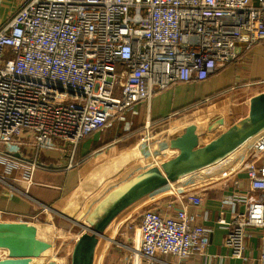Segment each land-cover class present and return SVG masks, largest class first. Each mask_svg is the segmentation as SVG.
Masks as SVG:
<instances>
[{
	"label": "built area",
	"instance_id": "2783aa9c",
	"mask_svg": "<svg viewBox=\"0 0 264 264\" xmlns=\"http://www.w3.org/2000/svg\"><path fill=\"white\" fill-rule=\"evenodd\" d=\"M263 40L264 0H23L0 25V146H31L34 156L30 161L0 147V164L21 168L28 185L45 168L37 162L43 150L74 151L108 118L137 103L148 106L176 84L207 80ZM241 150L243 193L241 179L224 170L176 196L177 209L149 208L152 200L132 242L119 243L124 264H188L209 256L212 229L188 211L201 206L208 186L226 191L216 221L226 231V257L247 259L249 229L259 228L264 264V131ZM59 260L66 264V257Z\"/></svg>",
	"mask_w": 264,
	"mask_h": 264
},
{
	"label": "crops",
	"instance_id": "0c3cea01",
	"mask_svg": "<svg viewBox=\"0 0 264 264\" xmlns=\"http://www.w3.org/2000/svg\"><path fill=\"white\" fill-rule=\"evenodd\" d=\"M14 1L21 4L23 0ZM12 3L13 0H0V25L17 10L10 13ZM263 91L264 40L207 80L176 84L155 94L148 106L144 102L137 103L133 110L126 111L120 118H108L106 126L81 139L74 151L43 150L37 162L45 168L36 169L32 174V183L28 185L21 179V168L8 169L0 164V211L4 212L0 222H18L17 217H21L25 224L21 236L0 233V261L8 259V264H40V259L56 248V231L47 229L50 219L48 215L39 213L40 205L50 207L52 218L57 216L73 223L96 214L98 217L116 192L133 177L151 165L166 161L164 152L168 150V142L181 134L187 125L195 124L201 132L213 120L222 117L225 127H229L248 114L249 99ZM0 147L15 157L33 160L31 146ZM240 152L219 163L221 165L216 164L213 171L209 170L211 174L198 172L165 187L171 186V190L178 195H185L187 191L199 190L204 178L214 179L218 173L228 170L232 179H241L243 187L240 192L243 193L246 179L244 173L238 172L247 158ZM159 190L133 204L132 211L150 205L152 200L164 201L167 193ZM230 191L231 187L228 193ZM223 192L226 191L208 186L201 206L188 207L198 222L212 229L210 245L206 250L209 256L188 264H262L258 260L262 244V229L259 228L249 229L252 237L246 241L244 256L247 259L226 257L228 252L223 247L226 231L216 222L222 210L220 199ZM163 205L161 203L158 207ZM179 206L177 203L172 208ZM204 214L207 216L205 220ZM223 216L229 220V211ZM41 224L48 227L41 229ZM62 231L65 233L67 230ZM46 232L48 236H45ZM111 234L114 237V233ZM75 240L68 248L69 255ZM97 251L96 245L95 253ZM219 256H225L222 262Z\"/></svg>",
	"mask_w": 264,
	"mask_h": 264
},
{
	"label": "water",
	"instance_id": "95a60500",
	"mask_svg": "<svg viewBox=\"0 0 264 264\" xmlns=\"http://www.w3.org/2000/svg\"><path fill=\"white\" fill-rule=\"evenodd\" d=\"M248 114L225 127L222 117L209 123L204 131L187 125L167 144L171 157L151 165L133 177L109 201L91 227L76 238L69 264H93L95 248L103 232L125 209L169 183H173L222 163L253 137L264 131V91L249 99ZM22 222H0V233L24 234ZM4 259L0 264H8Z\"/></svg>",
	"mask_w": 264,
	"mask_h": 264
},
{
	"label": "rangeland",
	"instance_id": "374dc122",
	"mask_svg": "<svg viewBox=\"0 0 264 264\" xmlns=\"http://www.w3.org/2000/svg\"><path fill=\"white\" fill-rule=\"evenodd\" d=\"M19 5L20 4H17L16 1L13 0V3L10 5V9H11L10 13H12L17 8H19ZM243 151L244 150H241L240 153H242ZM155 165H158V164H155ZM218 165H221V164H217V166ZM213 167L205 169L201 171V173L211 174L212 172L210 171H213ZM160 189L161 190L159 191H166L165 192L167 193L165 194L166 199L164 201L157 199L158 203L148 206L149 208L153 206H159L161 205V203H164L165 207H167L168 204L172 206L178 203L176 202V196H178V194L175 193L174 191L169 192V190H171V186L162 187ZM141 207L142 206H140L139 210L134 211V212L132 211L133 206L129 207L128 209H125L123 212H121L119 216L117 215V217L114 218L111 224L103 232V236L98 239L99 240L97 244L98 251L95 255L94 264H124L123 255L125 254V251L119 245V243L127 245L128 243L132 242L131 238L133 237V230H134L133 227L136 225L137 221L139 220V215L144 209ZM160 209H163V207H161ZM39 213L40 214L44 213L48 215L50 219V222L48 220L49 227L45 224H41V229H46L44 227H48L47 229H50L51 231L52 229L55 230L56 238L58 239L56 240L57 241L56 248H54L53 250H49L45 254V256L42 259H40L41 261L40 264H60V260H59L60 257H66V264H69L71 256L69 255L70 252H68L69 251L68 248L70 247L71 243L76 239L77 235L81 234L84 231L85 226H87L88 228L92 226L94 221L97 219V216H96L97 214L93 215V217L91 218L86 217L82 219L81 221H78L77 223H73L70 221L61 220L57 216H54L52 218L51 211L49 210H40ZM64 229L67 230L65 233L62 231ZM42 231L40 232V234H42ZM111 232L114 233L113 240L115 242L108 241L106 238ZM44 234L45 236H48L47 232ZM40 236H43V235H40Z\"/></svg>",
	"mask_w": 264,
	"mask_h": 264
},
{
	"label": "bare ground",
	"instance_id": "6f19581e",
	"mask_svg": "<svg viewBox=\"0 0 264 264\" xmlns=\"http://www.w3.org/2000/svg\"><path fill=\"white\" fill-rule=\"evenodd\" d=\"M207 178V177H206ZM175 187V186H174ZM170 188V187H169ZM181 189V188H180ZM170 192H172V190H170ZM137 207H139V205H136ZM136 206H134V207H136ZM142 208V207H141ZM138 210H139V208H138ZM119 216V215H118ZM119 218V217H118ZM84 228H88L87 226H85ZM112 233V232H111ZM109 234L106 238H107V240L108 241H112V242H115L114 240H113V236H112V234ZM105 236V235H104ZM135 264H137V262L135 263Z\"/></svg>",
	"mask_w": 264,
	"mask_h": 264
}]
</instances>
